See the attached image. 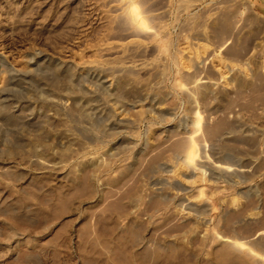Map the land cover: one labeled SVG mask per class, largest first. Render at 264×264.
Listing matches in <instances>:
<instances>
[{
  "label": "rangeland",
  "instance_id": "obj_1",
  "mask_svg": "<svg viewBox=\"0 0 264 264\" xmlns=\"http://www.w3.org/2000/svg\"><path fill=\"white\" fill-rule=\"evenodd\" d=\"M0 61V264H264V0H0Z\"/></svg>",
  "mask_w": 264,
  "mask_h": 264
},
{
  "label": "bare ground",
  "instance_id": "obj_2",
  "mask_svg": "<svg viewBox=\"0 0 264 264\" xmlns=\"http://www.w3.org/2000/svg\"><path fill=\"white\" fill-rule=\"evenodd\" d=\"M28 55H30V54H28ZM40 56V55H39ZM26 58H27V56H26ZM35 58V57H34ZM38 58V57H37ZM31 59V58H30ZM39 59H41V58H39ZM41 60H43V59H41ZM2 61V60H1ZM0 61V62H1ZM28 61V60H27ZM45 61L46 60H44V62L43 61H39V60H35V61H33V62H30L31 63V65H32V68H29V69H26V70H19L17 73H16V75L17 76H19L20 78H25V77H28V75L29 74H31V73H33L34 71H36V70H41V71H43V69H44V67H45ZM2 63H3V61H2ZM29 67V66H28ZM48 68V67H47ZM44 71H46L45 69H44ZM18 77V78H19ZM14 78H16V77H14ZM13 78V79H14ZM17 78V79H18ZM29 78V77H28ZM12 79V78H11ZM12 79V80H13ZM30 79V78H29ZM98 83V82H97ZM101 84V83H100ZM99 84V85H100ZM14 85V84H13ZM102 85V84H101ZM100 85V86H101ZM4 86V85H3ZM104 85H102V87H103ZM8 86H4V87H0V120L3 122H7V121H15V120H17L18 118H19V116L16 114V111H17V108H18V105H16L12 100H10L9 98H7V90H8V88H7ZM14 88V87H13ZM105 89V88H104ZM12 90V89H11ZM14 90V89H13ZM107 91V90H106ZM150 95H152L151 93H150ZM153 95H155V94H153ZM152 95V96H153ZM158 96H160V95H158ZM157 96V97H158ZM162 96V95H161ZM145 97H147V95L145 96ZM144 98V97H143ZM151 98H154L155 99V96L154 97H151ZM150 98V99H151ZM145 99V98H144ZM147 99V98H146ZM149 99V100H150ZM153 99V100H154ZM158 99H159V97L158 98H156V100L158 101ZM152 100V99H151ZM24 103V102H23ZM157 103H159V102H157ZM20 106V105H19ZM21 106H23L22 104H21ZM98 107V106H97ZM20 108V107H19ZM25 108V107H24ZM93 108V107H92ZM91 108V110H92V112L94 113L93 114V118L91 119V120H93V121H95V122H97L98 120H100V119H102V117L105 115L104 113L105 112H103V111H106L105 109L102 111H100V110H96V109H92ZM89 109H90V107H89ZM102 109V108H101ZM90 110V111H91ZM22 112V111H21ZM107 113H108V111H107ZM22 114V113H21ZM109 114V113H108ZM23 115V114H22ZM107 115V114H106ZM109 115H111V114H109ZM105 117H107V116H105ZM105 117H103V118H105ZM90 118H91V116H90ZM111 119V118H110ZM90 120V121H91ZM112 120V119H111ZM3 122V123H4ZM4 123V124H5ZM15 123V122H14ZM92 123V122H91ZM9 124V123H8ZM0 125H1V122H0ZM3 125V124H2ZM10 125V124H9ZM229 169V168H228ZM226 170V172L227 171H229V173H230V171H231V169H229V170ZM222 172V171H221ZM224 172V171H223ZM214 173V172H213ZM228 174V173H227Z\"/></svg>",
  "mask_w": 264,
  "mask_h": 264
}]
</instances>
